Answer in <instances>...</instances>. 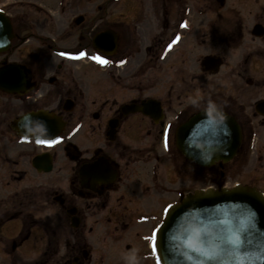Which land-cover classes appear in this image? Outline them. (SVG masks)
<instances>
[{"label":"flooded vegetation","instance_id":"af4514ba","mask_svg":"<svg viewBox=\"0 0 264 264\" xmlns=\"http://www.w3.org/2000/svg\"><path fill=\"white\" fill-rule=\"evenodd\" d=\"M115 2V51L85 63L87 81L80 62H11L13 39L0 54V72L24 77L0 75V264H157L151 237L164 209L189 192L187 166L203 169L175 134L201 111L240 132L215 181L238 166L245 182L235 183L264 195V0ZM96 71L109 83H92ZM41 129L63 139L38 143Z\"/></svg>","mask_w":264,"mask_h":264},{"label":"water","instance_id":"95a60500","mask_svg":"<svg viewBox=\"0 0 264 264\" xmlns=\"http://www.w3.org/2000/svg\"><path fill=\"white\" fill-rule=\"evenodd\" d=\"M107 34L95 36L97 50H102ZM12 37L9 22L0 12V52L7 50ZM5 71L23 79L18 68L0 75ZM237 130L225 115L201 112L178 129L176 146L190 160L210 166L234 154ZM155 235L159 264H264V198L241 185L194 191L171 206Z\"/></svg>","mask_w":264,"mask_h":264},{"label":"rangeland","instance_id":"374dc122","mask_svg":"<svg viewBox=\"0 0 264 264\" xmlns=\"http://www.w3.org/2000/svg\"><path fill=\"white\" fill-rule=\"evenodd\" d=\"M19 1H23V4L15 3ZM27 1L34 4L38 10L36 11L35 6L24 5ZM0 8L11 16L14 34H17V37L13 38L12 47L8 50L10 61L13 63L29 61L43 64H68L72 60H69L67 56H61V52L77 50L80 46L86 45V42L79 44L80 39L84 41L87 38L86 41H89L92 38L93 40L94 35L103 29L116 31L118 28L116 22L118 7L115 0H0ZM79 15L84 17V23L76 26L73 20ZM21 39H27L25 45H20ZM26 47L30 51L26 50ZM82 52L86 55L77 60L80 64L76 65L79 68L76 72L80 73L82 80L87 81L89 77L85 75L87 68L85 63L95 60L92 59V50ZM93 81H97V84L101 81L109 83L100 71L92 74V83ZM108 88L110 89V86ZM117 91L116 87L111 86L107 95L115 97L118 94ZM115 99L118 100L116 104L122 101L120 96ZM111 104L113 102L108 101L107 107ZM214 169V166L201 169L202 173H200L195 170V166L188 165V174L185 179L188 191L218 186ZM227 169L230 173L224 176L223 180L226 182L221 183L222 185L230 186L234 182H245V178H242L244 175L238 172V166ZM251 174L256 175L255 171ZM256 176L259 180V176Z\"/></svg>","mask_w":264,"mask_h":264},{"label":"snow or ice","instance_id":"6c2138e0","mask_svg":"<svg viewBox=\"0 0 264 264\" xmlns=\"http://www.w3.org/2000/svg\"><path fill=\"white\" fill-rule=\"evenodd\" d=\"M181 26L187 27V23L185 22ZM177 39H179V37H177ZM169 47H171V45H169ZM60 55L61 56H67V57L72 58V59H80V58L84 57L86 55V53L85 52H78V53L74 54L71 52H61ZM92 59L98 61L101 64H107L109 62L107 59H105L103 56H100V55H95L92 57ZM121 63H123V61H121ZM21 139H27V137H21ZM60 139H63V138L57 137L56 139L40 140V141H38V143L46 144V145H52V144L57 143L58 140H60ZM170 208H171V205L167 206L164 209V211L168 212ZM151 240L153 241V250H155V248H156V244H155L156 235L155 234L151 237Z\"/></svg>","mask_w":264,"mask_h":264}]
</instances>
